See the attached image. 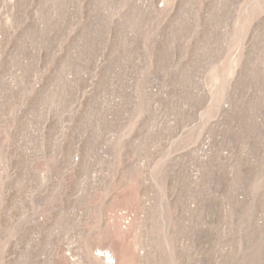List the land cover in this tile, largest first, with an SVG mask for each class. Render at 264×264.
Segmentation results:
<instances>
[{"label":"rangeland","instance_id":"rangeland-1","mask_svg":"<svg viewBox=\"0 0 264 264\" xmlns=\"http://www.w3.org/2000/svg\"><path fill=\"white\" fill-rule=\"evenodd\" d=\"M0 264H264V0H0Z\"/></svg>","mask_w":264,"mask_h":264}]
</instances>
